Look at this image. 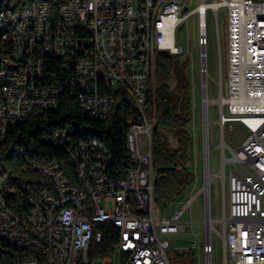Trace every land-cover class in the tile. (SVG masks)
Segmentation results:
<instances>
[{
  "label": "built area",
  "instance_id": "2783aa9c",
  "mask_svg": "<svg viewBox=\"0 0 264 264\" xmlns=\"http://www.w3.org/2000/svg\"><path fill=\"white\" fill-rule=\"evenodd\" d=\"M184 7L183 0H25L17 7L10 0L0 1V39L12 55L10 64L0 66V143L11 126L35 110L58 108L65 88L78 98L83 113L95 120H105L113 108V98L103 86L122 88L142 118L132 122L127 133V155L135 164L125 177L110 174L113 153L98 138H82L68 128L43 137L65 151L72 171L58 162L29 161L25 169L47 177L52 190L29 196L25 217L0 191V239L23 251L22 259L3 264H93L88 251L92 241L103 239V224L115 226L118 233L112 255L100 258L102 264H115V258L117 264H173L171 240L192 225L182 215L201 192L206 202L205 232L203 240L197 243L196 239L192 245L198 264H264V0H200L192 8ZM222 8L225 81H216L218 94L211 97L208 13L212 12L217 26L222 74ZM194 15L205 181L185 205L160 216L154 203L155 118L146 116V104L155 89L157 55L183 53L176 41L177 28ZM213 102L219 109V142L209 131ZM239 125L246 137L233 147L224 130ZM168 139L175 148V138L169 134ZM212 146L220 152L215 172ZM195 162L188 164L194 174ZM217 176L224 186L225 203L222 216L214 218L210 186ZM220 219L223 225L218 229L215 222ZM214 233L222 242L219 262L214 260ZM27 250L34 255L27 257Z\"/></svg>",
  "mask_w": 264,
  "mask_h": 264
},
{
  "label": "trees",
  "instance_id": "16d2710c",
  "mask_svg": "<svg viewBox=\"0 0 264 264\" xmlns=\"http://www.w3.org/2000/svg\"><path fill=\"white\" fill-rule=\"evenodd\" d=\"M10 2L17 7L25 0ZM11 62L10 47L0 39V66ZM186 64V61L177 64L167 53L158 54L155 89H151L146 104V116L149 119L155 118L152 129V155L156 173L154 203L159 211L172 206L194 179V173L188 167L192 136L186 125L192 116V100ZM173 71L182 82L180 86L172 87L168 81ZM103 91L113 98L112 111L105 120L86 116L78 98L65 88L58 108L35 110L29 118L9 128L5 140L0 143V191L22 217L26 216L29 196L37 194L41 189L52 190V183L47 177L38 171L25 169L29 161L40 164L58 162L64 170L72 171L65 151L43 139L58 129L68 128L76 136L98 138L104 142L113 153L110 168L112 176L125 177L128 169L134 166L135 161L127 155L126 139L130 124L142 119L140 112L122 88L105 85ZM169 134L176 140L175 148L169 142ZM179 165L184 167L179 169ZM102 228L103 239L92 241L89 247L90 259L110 256L116 247L118 229L111 224H103ZM21 252L14 245L0 239V264L22 259ZM33 252L27 250L24 254L29 257L34 255ZM169 257L173 264H197L194 248L184 252L173 248Z\"/></svg>",
  "mask_w": 264,
  "mask_h": 264
},
{
  "label": "rangeland",
  "instance_id": "374dc122",
  "mask_svg": "<svg viewBox=\"0 0 264 264\" xmlns=\"http://www.w3.org/2000/svg\"><path fill=\"white\" fill-rule=\"evenodd\" d=\"M200 0H183V4L192 8L199 3ZM197 16H191L188 20L181 23L177 28L176 41L177 44L182 47L183 53L178 55H171L177 64L186 61V74L189 78V90L191 94V108L192 116L187 123V128L190 130L192 136V143L190 147L191 161L190 163H196V172L191 184L185 189L181 197L177 199L172 206L166 210H160L159 215L169 216L173 211L178 210L185 205L188 200L198 193L199 189L204 185L205 175L203 170L202 159V136L201 130L203 127L202 118V88H201V75L199 72L200 67V50L197 42ZM219 26L221 34V44L223 53V73H220L219 58H218V38H217V26L211 11L208 13V69H209V95L216 97L218 94V85L216 81L220 78V82L224 84L225 72H226V23H225V9L220 10ZM168 81L173 86H180L182 82L178 80L176 73L173 71ZM219 109L218 104L213 102L209 105V131L210 136L215 142L221 140V126L218 121ZM194 126V129L192 128ZM225 140L233 147L238 146L246 137V131L242 126H236L234 129H230L228 126L224 130ZM142 138V136L140 137ZM228 153L230 151L228 150ZM211 158V170L215 172L219 168L220 152L215 148H210ZM210 209L211 216L219 218L224 211L225 192L222 180L219 176L213 178L210 186ZM205 217H206V202L205 196L201 192L190 203L187 210L182 215V220L192 221V225H188L186 230L177 236H174L171 240L173 247L179 252H184L188 248H194L193 242L199 243L202 241L205 232ZM208 223V221L206 222ZM217 228L220 229L223 225V221L220 219L215 222ZM213 246H214V260L216 262L222 259V242L220 237L213 234ZM196 254L197 250L195 249ZM114 263H118V259L115 258ZM93 264H102L101 259H94ZM198 264V261H197Z\"/></svg>",
  "mask_w": 264,
  "mask_h": 264
},
{
  "label": "water",
  "instance_id": "95a60500",
  "mask_svg": "<svg viewBox=\"0 0 264 264\" xmlns=\"http://www.w3.org/2000/svg\"><path fill=\"white\" fill-rule=\"evenodd\" d=\"M1 1V0H0ZM187 7L185 6L184 9H186Z\"/></svg>",
  "mask_w": 264,
  "mask_h": 264
}]
</instances>
